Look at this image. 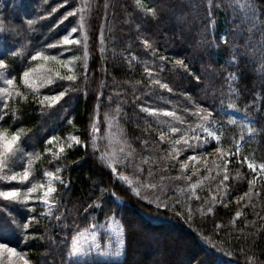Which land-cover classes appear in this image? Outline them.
<instances>
[{
    "label": "trees",
    "instance_id": "trees-1",
    "mask_svg": "<svg viewBox=\"0 0 264 264\" xmlns=\"http://www.w3.org/2000/svg\"><path fill=\"white\" fill-rule=\"evenodd\" d=\"M73 28L79 43L62 46ZM64 49L75 79L0 113L33 178H58L48 209L0 199V243L30 264H264V180L243 163L264 164V0H0L17 85L36 54ZM205 120L218 142L199 136ZM56 136L77 139L50 155ZM112 218L120 259L68 255Z\"/></svg>",
    "mask_w": 264,
    "mask_h": 264
},
{
    "label": "rangeland",
    "instance_id": "rangeland-1",
    "mask_svg": "<svg viewBox=\"0 0 264 264\" xmlns=\"http://www.w3.org/2000/svg\"><path fill=\"white\" fill-rule=\"evenodd\" d=\"M75 32L72 30L65 36L72 40V43H65L64 38L61 39L62 46H70L75 44L77 41ZM63 51V52H62ZM59 55H51L47 53H38L33 58V64L30 69H28V76L25 78L23 76L21 84L12 80L9 84L7 81L10 79L5 75L4 68H0V113L4 112L8 102L11 99H16L19 97L23 91L29 92L31 90H42L46 88L55 79L69 76H74L76 72V62L72 56H62L65 53V49L62 50ZM27 81V82H25ZM22 89V90H20ZM26 92V93H27ZM53 95L44 96L43 101L53 104ZM57 102V101H56ZM9 112L3 113L6 116ZM10 115V113H9ZM202 132L199 134L202 140H209L210 142H218L220 140V133L218 131V126L211 120H205L201 124ZM18 130H12L6 126H0V132L10 135ZM20 131V130H19ZM212 133V135H209ZM22 132L20 131V140L15 146L13 153L6 154L3 160H0V192L7 191L13 188H19L20 195L15 198H5L0 196L1 200H8L20 203L22 206L27 207L30 210L35 209V207H49L52 206L51 198L55 191V183L58 178L54 175H46L42 180H36L33 178L32 173V158L24 147L21 145ZM75 137L66 136L65 139L54 137L48 143L47 153L50 155H57L67 141L76 142ZM70 144V142L68 143ZM3 151V149H0ZM189 158L186 163L190 161ZM201 162V161H200ZM200 162L195 161L191 166L195 167ZM190 163V162H189ZM243 163L255 173L257 178L264 180V168H261L259 164L251 162L249 160H244ZM249 164L255 166V170L249 167ZM27 171L28 175L25 179H20L19 177ZM14 174L17 175V179L13 180L10 177ZM54 189L52 192H48V188ZM28 188H33V191H28ZM27 196L28 199H23ZM76 246L82 251L88 253L86 256H75L73 260H87V259H103V260H118L124 254V239L123 231L121 229L120 223L115 218H112L107 223L101 226L91 227L89 230L80 233L76 238ZM11 247V246H9ZM17 250V249H16ZM119 251V255L115 253ZM20 253L19 256H12L8 253L6 249H0V264H25L26 257L24 253L17 250ZM28 261V260H27ZM28 264H30L28 262Z\"/></svg>",
    "mask_w": 264,
    "mask_h": 264
},
{
    "label": "snow or ice",
    "instance_id": "snow-or-ice-1",
    "mask_svg": "<svg viewBox=\"0 0 264 264\" xmlns=\"http://www.w3.org/2000/svg\"><path fill=\"white\" fill-rule=\"evenodd\" d=\"M147 11L153 12V9L150 8ZM28 23L31 24V23H33V21L32 20H29ZM72 31L75 32L76 29L73 28ZM64 42L70 44L73 41L70 40V39H68L67 36H65ZM76 43H79V41L77 40ZM145 43H147V41H145ZM37 55H39V54H37ZM177 63H181L182 64L183 61H177ZM4 67H5V58L4 57H0V68H4ZM23 75L26 78L28 76V71H25L23 73ZM68 79L69 80H74L75 77L74 76H69ZM7 82L9 84H11L12 83V80L9 79ZM25 82H27V81H25ZM63 95H64V92L63 91H61V92H59L57 94H53V97H52L53 98V102L58 101L59 98L62 97ZM41 103H43V101H41ZM149 111H156V110L155 109H150ZM173 131H175V129H173ZM209 135H212V133H209ZM19 140H20V131L19 130L16 131V132H14V133H12L10 135V137H9V135H6L5 133L0 132V149H3V151H0V160H3V158L5 157L6 154L13 153V150H14L15 146L18 144ZM61 150H63V149H61ZM249 167H251V168H253L255 170V166L254 165L249 164ZM260 167L261 168H264V164L260 165ZM17 175L18 174H14L10 178L13 179V180H15V179H17ZM27 175H28V173H27V171H25L23 173V175L20 176L19 178L21 180L22 179H25L27 177ZM226 178L227 177H225V179ZM27 190L30 192V191H33L34 189L33 188H28ZM20 191L21 190L19 188H13V189H9L7 191L0 192V196H3L5 198H15V197H18L20 195ZM47 191L48 192H52V191H54V189L51 188V187H49ZM23 199H28V197L25 196V197H23ZM164 206L165 207H168L169 205H164ZM209 211H211V209H209ZM0 249H6L8 251V253L10 255H12V256H19L20 255V253L17 252L16 248L15 247H9V243H7V242L0 243ZM119 254H120L119 251H117L115 253V255H119ZM68 255L70 257H75L77 255L83 257V256L88 255V253H86V252L82 251L81 249H79L76 246V241L73 240V246H72V249H71V251L69 252ZM25 264H28V261L27 260H25Z\"/></svg>",
    "mask_w": 264,
    "mask_h": 264
}]
</instances>
